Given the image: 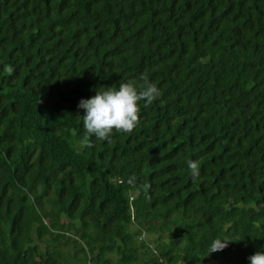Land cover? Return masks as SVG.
<instances>
[{"label":"trees","instance_id":"obj_1","mask_svg":"<svg viewBox=\"0 0 264 264\" xmlns=\"http://www.w3.org/2000/svg\"><path fill=\"white\" fill-rule=\"evenodd\" d=\"M141 77L139 125L84 147L79 101ZM260 250L264 0H0V264Z\"/></svg>","mask_w":264,"mask_h":264},{"label":"clouds","instance_id":"obj_2","mask_svg":"<svg viewBox=\"0 0 264 264\" xmlns=\"http://www.w3.org/2000/svg\"><path fill=\"white\" fill-rule=\"evenodd\" d=\"M143 83L132 81L122 83L119 87H105L96 90L90 98H82L78 108L84 110L82 123L86 133L84 147H89L88 140L108 141L114 132L131 134L140 123V104H152L162 95L160 88L145 77ZM193 179L200 176L199 164L189 162ZM233 240L216 239L209 248V254L225 249ZM250 264H264V250L257 251L249 257Z\"/></svg>","mask_w":264,"mask_h":264}]
</instances>
